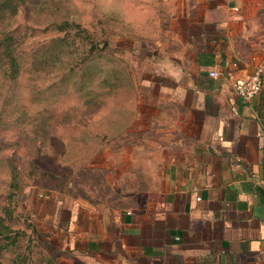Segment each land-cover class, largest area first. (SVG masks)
<instances>
[{"label": "crops", "instance_id": "1", "mask_svg": "<svg viewBox=\"0 0 264 264\" xmlns=\"http://www.w3.org/2000/svg\"><path fill=\"white\" fill-rule=\"evenodd\" d=\"M163 22L131 35L116 198L53 200L48 228L63 208L83 264H264V0H176ZM258 65L262 88L243 101L233 82Z\"/></svg>", "mask_w": 264, "mask_h": 264}, {"label": "rangeland", "instance_id": "2", "mask_svg": "<svg viewBox=\"0 0 264 264\" xmlns=\"http://www.w3.org/2000/svg\"><path fill=\"white\" fill-rule=\"evenodd\" d=\"M175 2L27 0L0 27V52L11 42L18 63L12 76L0 61V207L21 232L0 264L84 263L68 248L63 208L60 230L48 228L52 201L116 198L112 173L131 154V131L119 136L131 124V35H160ZM8 162L19 179L12 198Z\"/></svg>", "mask_w": 264, "mask_h": 264}, {"label": "trees", "instance_id": "3", "mask_svg": "<svg viewBox=\"0 0 264 264\" xmlns=\"http://www.w3.org/2000/svg\"><path fill=\"white\" fill-rule=\"evenodd\" d=\"M27 0H0V27H5L9 20L15 15L17 12V8L20 5H23L26 3ZM68 23H60L59 25L52 24L51 30L53 29H64L65 26ZM4 31L2 30L1 33ZM8 33L11 31H7ZM7 34V33H6ZM5 34V37L7 38L8 35ZM4 36V35H3ZM4 43V37L3 40L0 39V44ZM2 57H4L2 59ZM3 60L4 62H8V67L10 74L12 76L16 75L18 72V63L17 58L15 56V47H13V44L11 42H8L6 44V47H2V51L0 52V61ZM8 165L10 166V173H11V180L9 183V198H12L15 194V192L19 189V179H18V171L17 168L13 166L11 162H8ZM12 218V211L8 206H2L0 207V254L3 251V249L9 247V246H15L18 242L19 236L21 232L14 231L11 229L9 224L6 223L7 220H10ZM32 230H34V226H32ZM6 239V242L2 243V241Z\"/></svg>", "mask_w": 264, "mask_h": 264}, {"label": "built area", "instance_id": "4", "mask_svg": "<svg viewBox=\"0 0 264 264\" xmlns=\"http://www.w3.org/2000/svg\"><path fill=\"white\" fill-rule=\"evenodd\" d=\"M209 75L217 77L216 71H210ZM263 85V67L258 65L255 69L242 79H237L233 82V89L237 96L243 101L252 100L261 90Z\"/></svg>", "mask_w": 264, "mask_h": 264}]
</instances>
